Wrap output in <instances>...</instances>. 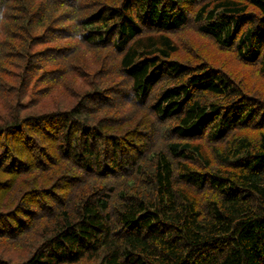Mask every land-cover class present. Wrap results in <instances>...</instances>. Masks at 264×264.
<instances>
[{
    "label": "trees",
    "instance_id": "1",
    "mask_svg": "<svg viewBox=\"0 0 264 264\" xmlns=\"http://www.w3.org/2000/svg\"><path fill=\"white\" fill-rule=\"evenodd\" d=\"M261 81L264 0H0V264H264Z\"/></svg>",
    "mask_w": 264,
    "mask_h": 264
},
{
    "label": "rangeland",
    "instance_id": "2",
    "mask_svg": "<svg viewBox=\"0 0 264 264\" xmlns=\"http://www.w3.org/2000/svg\"><path fill=\"white\" fill-rule=\"evenodd\" d=\"M198 36V35H197ZM199 38L200 39H204L203 37H201V36H199ZM212 45V44H211ZM222 55V53L221 52H219V53H216L215 54V56H217V55ZM216 63L218 64V65H220L222 62H221V60H219V59H217L216 58ZM232 67V65L230 64V63H226L225 64V69H227V70H230V68ZM246 67V66H245ZM243 70H244V68H242ZM245 70H246V68H245ZM242 73V72H241ZM252 80L254 81V80H257L256 79V76H254L253 78H252ZM253 85H255V86H257V88H261V91L263 92L264 91V81H261L260 83H255V84H253Z\"/></svg>",
    "mask_w": 264,
    "mask_h": 264
}]
</instances>
